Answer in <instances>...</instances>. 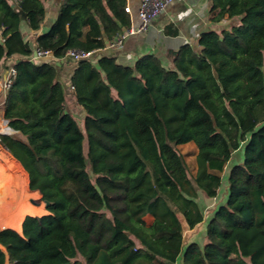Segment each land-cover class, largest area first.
I'll list each match as a JSON object with an SVG mask.
<instances>
[{
	"label": "trees",
	"instance_id": "16d2710c",
	"mask_svg": "<svg viewBox=\"0 0 264 264\" xmlns=\"http://www.w3.org/2000/svg\"><path fill=\"white\" fill-rule=\"evenodd\" d=\"M45 1L16 10L0 0V69L16 71L0 94L14 134L0 145L31 198L49 203L46 215H23L21 233L0 230V264H264V0H210L215 22L238 24L202 33L170 64L146 54L121 65L100 51L72 59L83 130L53 61L123 34L126 0H62L36 37L52 55L38 59L21 25L40 32ZM189 143L195 174L177 149ZM205 199L223 202L201 245L185 231L205 221Z\"/></svg>",
	"mask_w": 264,
	"mask_h": 264
},
{
	"label": "crops",
	"instance_id": "0c3cea01",
	"mask_svg": "<svg viewBox=\"0 0 264 264\" xmlns=\"http://www.w3.org/2000/svg\"><path fill=\"white\" fill-rule=\"evenodd\" d=\"M62 0H47L44 2L45 7V18L41 26L40 32L33 33L27 22H23L21 25V31L24 34V39L30 43L31 48L34 51L33 57L35 58V51L37 49L36 37L47 33L52 25L55 23L59 10L61 7ZM140 0H126V8L131 9V13H127L131 17V22L133 26L138 25L137 11L139 7ZM215 12L212 11L211 1L210 0H177L174 1L165 12H163L150 26L147 32L139 33L137 35L129 36L124 44L123 49H111L108 45L105 49L100 52L106 56H114L117 59V62L121 65H133L137 58L150 54L160 57L165 63L170 62V53L176 52L180 47L184 45H191L193 47L197 46L198 39L200 35L208 31H218L222 32L223 30L229 31L232 27L236 26L239 22V19L227 20L224 19L222 22L214 21ZM4 41L0 33V42ZM108 43V42H107ZM109 44V43H108ZM21 56L15 55L9 60V64H15ZM54 65L57 68L58 80L62 83L64 88L67 89L68 95L71 96L68 98V109L69 104H72V107L79 108L76 105L74 99V93L70 86V78L76 67V64L70 58L53 61ZM170 64V63H169ZM8 70L0 69V94L2 90V83L6 78ZM2 99L0 98V134H5L4 132H9L6 134H14V131L9 127L8 121L3 118L2 112ZM71 110V109H70ZM83 114V118L86 116L84 111H80ZM9 128V129H8ZM190 144V143H189ZM194 144V143H193ZM0 151L4 152L9 158L12 157L8 152L1 147ZM198 155V149L196 157ZM195 157V159H196ZM13 160V159H12ZM16 162V161H15ZM18 164V163H17ZM227 169V168H226ZM197 170V166H196ZM195 170V173H196ZM24 172V171H23ZM194 173V174H195ZM223 202L222 199H205V211L204 218L205 221L196 227V229L189 230L190 237L188 241L197 242L204 244L205 237L202 242L197 241L198 236L193 238L197 231L199 233L200 228L207 226V223L210 221L212 216L215 213L218 205ZM34 206V210H31L30 213L36 214L35 216H43L48 214L46 208H43L42 205ZM39 208V209H37ZM25 219V217H24ZM23 219V221H24ZM20 220V219H19ZM146 222L148 225H151L154 221L152 216L146 217ZM22 222H19L18 228L10 227V229L15 230L18 233L22 231ZM7 227L0 228L6 229ZM202 233V231H201ZM198 235V234H197ZM187 237V236H186Z\"/></svg>",
	"mask_w": 264,
	"mask_h": 264
},
{
	"label": "rangeland",
	"instance_id": "374dc122",
	"mask_svg": "<svg viewBox=\"0 0 264 264\" xmlns=\"http://www.w3.org/2000/svg\"><path fill=\"white\" fill-rule=\"evenodd\" d=\"M80 111H83L82 108H80V110L79 108L74 109L72 107V104H69V112H71V114L75 118H77V122L83 130V114H81ZM177 149L184 156L190 173L194 174L196 170V145L190 143L178 146ZM10 160L11 158H7L4 152L0 151V228L11 227L9 225L10 220L12 219L14 213L17 210H20L21 205L24 203V200L25 202L28 201L29 203L34 204L35 206L42 204L45 207L44 203L39 204L40 198H31L28 191L29 184L27 177L23 175V170L21 169V167L13 163L12 160ZM232 162L233 164L237 163L236 158H234ZM25 189L27 192L28 199H25L22 195V191ZM32 200H35L36 202L33 203ZM200 229L201 230H199V233L201 231L202 233L198 235L197 241L202 242L203 238L206 237V227ZM193 234L194 235L192 237L196 238L197 231ZM190 235V231L187 229L185 231V236H187L188 238L190 237ZM205 243H207V241H204V244Z\"/></svg>",
	"mask_w": 264,
	"mask_h": 264
},
{
	"label": "built area",
	"instance_id": "2783aa9c",
	"mask_svg": "<svg viewBox=\"0 0 264 264\" xmlns=\"http://www.w3.org/2000/svg\"><path fill=\"white\" fill-rule=\"evenodd\" d=\"M177 0H140L138 11H137V18H138V25L133 26L131 25L123 34L119 35L113 42L109 43V47L111 49H118L121 50L124 47L125 41L129 36L137 35L139 33H145L148 31L152 23L163 13L166 9ZM12 6L17 10L23 0H9ZM125 11L127 13H131L130 8H126ZM101 51L93 50V51H75L71 50L67 53V56L73 59L75 62L81 60H94V56L96 52ZM52 54L50 51H45L42 49H36L35 51V58H47L50 57ZM16 77V71L12 67L8 70L6 78L2 83V90L6 91L9 90L13 84V81Z\"/></svg>",
	"mask_w": 264,
	"mask_h": 264
},
{
	"label": "bare ground",
	"instance_id": "6f19581e",
	"mask_svg": "<svg viewBox=\"0 0 264 264\" xmlns=\"http://www.w3.org/2000/svg\"><path fill=\"white\" fill-rule=\"evenodd\" d=\"M9 129V128H8ZM6 133H9V132H6ZM6 155V154H5ZM7 158H9L7 155H6ZM10 159V158H9ZM12 160V159H11ZM10 160V161H11ZM13 163L17 164V162H15L14 160H12ZM18 165V164H17ZM20 168V167H19ZM23 175L26 176V174L22 171ZM27 177V176H26ZM22 195L25 199H28V196H27V192H26V189L22 191ZM39 209V208H37ZM31 210H34V206L31 205V203H29L28 201L25 202L24 200V203L21 205V208L20 210H17L12 219L10 220V223L9 225L11 227H15L14 229L18 228V225H19V222H21V219L23 217V215L25 213H29ZM20 219V220H19Z\"/></svg>",
	"mask_w": 264,
	"mask_h": 264
},
{
	"label": "water",
	"instance_id": "95a60500",
	"mask_svg": "<svg viewBox=\"0 0 264 264\" xmlns=\"http://www.w3.org/2000/svg\"><path fill=\"white\" fill-rule=\"evenodd\" d=\"M107 45H109V44H107ZM5 134H6V133H5ZM41 199H42V196H41L40 199H39V204H40V203H44L45 208H47V207L49 206V203H48V202H43ZM32 202L35 203L36 201H35V200H32Z\"/></svg>",
	"mask_w": 264,
	"mask_h": 264
}]
</instances>
